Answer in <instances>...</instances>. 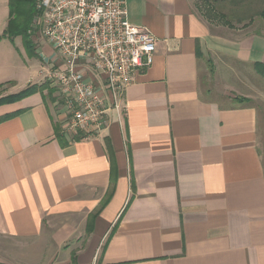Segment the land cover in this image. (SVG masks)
Returning a JSON list of instances; mask_svg holds the SVG:
<instances>
[{"label": "crops", "instance_id": "obj_1", "mask_svg": "<svg viewBox=\"0 0 264 264\" xmlns=\"http://www.w3.org/2000/svg\"><path fill=\"white\" fill-rule=\"evenodd\" d=\"M195 3L126 0L156 51L98 136L61 146L45 91L0 105V264H264V22L229 28ZM7 21L0 0V85L44 84L62 62L43 40L27 59Z\"/></svg>", "mask_w": 264, "mask_h": 264}, {"label": "built area", "instance_id": "obj_2", "mask_svg": "<svg viewBox=\"0 0 264 264\" xmlns=\"http://www.w3.org/2000/svg\"><path fill=\"white\" fill-rule=\"evenodd\" d=\"M36 9L32 37L63 64L50 67L45 78L63 102L58 125L65 135L98 136L113 112L118 118L124 112L125 89L151 66L156 40L129 22L126 0H39ZM82 63L103 76L108 99L85 80Z\"/></svg>", "mask_w": 264, "mask_h": 264}, {"label": "trees", "instance_id": "obj_3", "mask_svg": "<svg viewBox=\"0 0 264 264\" xmlns=\"http://www.w3.org/2000/svg\"><path fill=\"white\" fill-rule=\"evenodd\" d=\"M38 1L39 0H8V21L2 35V38H6L12 44L15 39L20 38L23 50L25 51L26 55L29 58H37V55L35 54L36 42L33 40V37L31 38V34H32L31 32L34 29V19L38 15V11L36 9V4ZM209 1L210 0H205L206 3H209ZM214 1L218 4L227 3L228 1V4H231L233 9H235L234 11L236 13L247 14L248 12L252 13V11L260 3H263L264 0H251L252 4H254L255 6L253 10L252 9L250 10L249 7H247V9L243 7V2L241 0H214ZM258 16L264 21V8L259 10ZM203 17L207 19L205 16ZM239 20H241V18ZM254 67L255 70L261 76H264V65L255 64ZM44 91L47 92L48 96H51L53 93V90H50L47 84L44 85L42 84L40 86L37 85L29 86L28 88L24 89L18 94L7 96L5 98L0 99V105L15 103L35 93H39L41 97H43ZM8 117L9 116L0 118V123L7 120ZM54 135L61 146L66 145V142L64 141L65 134L62 133L61 128L58 124L54 126ZM70 139L72 141H79L82 139V137L77 134L70 136ZM105 146L111 163V175H114L115 165L113 161L111 146L108 140H105ZM92 221H93V216H91L87 222L88 233L91 232ZM71 264H78L75 254L71 255Z\"/></svg>", "mask_w": 264, "mask_h": 264}, {"label": "rangeland", "instance_id": "obj_4", "mask_svg": "<svg viewBox=\"0 0 264 264\" xmlns=\"http://www.w3.org/2000/svg\"><path fill=\"white\" fill-rule=\"evenodd\" d=\"M241 1L243 2V7H245L246 9H247V7H249L250 10L251 9L253 10V8H255V6H254V4H252L251 0H241ZM204 2H205V0H196L195 5H196V8H197V11L201 15L205 16L211 23L221 24V25H224V26H230L232 28L237 27V26H242V27L244 26L246 28L252 22H255L256 24H261V23L264 22L258 16L259 10L264 8V1H263V3H260L252 11V13L248 12L247 14L236 13L234 11L235 9H233L231 4H228V1H227V3H222V4H218L214 0H210L209 3H206V2L204 3ZM240 18H241V20H239ZM39 29H41V28L38 27V30H36V32H39ZM31 38H32V34H31ZM17 45L21 46L23 54H24V56L27 59H36V58H29L26 55L25 51L23 50L20 38H19V41H17ZM36 53H38V52H36V48H35V54ZM11 59H12V62L14 64L13 57H7L5 62L8 64ZM44 84H47L48 87L50 88V90H53V93H52L51 96H48L47 92L45 91L46 92V96L51 101L52 100H54V101L57 100L60 104L63 103L61 98H60V95H58V93L54 89V87L50 86L48 83H44ZM10 86L11 85H8V84L0 85V99L5 98L7 96L18 94L19 92L23 91L24 89L28 88L29 86H33V84H27L23 89L18 90V91L14 92V93L9 92L10 88H11ZM53 94L56 95V96L53 97Z\"/></svg>", "mask_w": 264, "mask_h": 264}]
</instances>
